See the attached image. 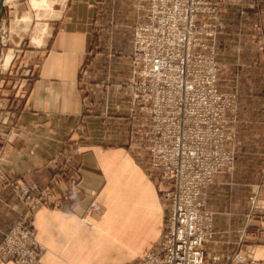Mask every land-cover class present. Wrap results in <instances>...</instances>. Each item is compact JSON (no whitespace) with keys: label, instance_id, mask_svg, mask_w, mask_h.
<instances>
[{"label":"crops","instance_id":"crops-1","mask_svg":"<svg viewBox=\"0 0 264 264\" xmlns=\"http://www.w3.org/2000/svg\"><path fill=\"white\" fill-rule=\"evenodd\" d=\"M29 1L8 6L1 21L7 18L10 37L27 41L24 55L36 60L11 96L15 107L0 109V243L24 212L12 187L32 182L51 190L56 205L33 215L41 264H134L157 250L169 185L128 146L127 97L117 86L129 64L109 68L111 80L92 84V95L79 83L101 41H112L108 52L116 53L128 38V60L131 0H48L46 10ZM212 1L220 86L236 92L238 111L235 172L217 177L206 191L214 214L206 261L264 264V0ZM15 22L18 34L11 32ZM85 215L92 228L81 223Z\"/></svg>","mask_w":264,"mask_h":264},{"label":"built area","instance_id":"built-area-1","mask_svg":"<svg viewBox=\"0 0 264 264\" xmlns=\"http://www.w3.org/2000/svg\"><path fill=\"white\" fill-rule=\"evenodd\" d=\"M132 7L127 142L170 187L157 250L134 264H211L205 244L214 214L206 208V191L234 168L229 147L237 112L236 96L219 87L218 8L212 0H132ZM23 185L14 190L25 212L0 243V260L39 264L31 217L46 204L49 190ZM256 204L254 195L250 212Z\"/></svg>","mask_w":264,"mask_h":264},{"label":"rangeland","instance_id":"rangeland-1","mask_svg":"<svg viewBox=\"0 0 264 264\" xmlns=\"http://www.w3.org/2000/svg\"><path fill=\"white\" fill-rule=\"evenodd\" d=\"M6 1H5V11L8 8H10L8 6L13 7L14 4L17 3L18 0H14L15 2L14 1L10 2L9 0H8V2H6ZM23 1H25L27 3L30 2L29 0H23ZM37 1H39V2L35 3V0H32V2H33L32 7L35 9L40 8L42 10H46L47 6H49L48 0H37ZM7 3H8V5H6ZM5 11H4V13H5ZM132 15H133V7H132V0H131V18H132ZM2 19H3V17H2ZM19 31H21L19 24H17L16 22L13 23L12 28H11V32H13V33L15 32L16 34H18ZM132 34H133V32H132ZM127 39L128 38L121 39L119 45H116L117 46V49H116L117 52L116 53H114V51L112 53L108 52V48L110 49V47H112V41H107V40L101 41V45L99 48H98V46L94 45V49L92 48V50L90 52L92 54V55H90V57H92L93 63H95V64L93 65V67H90V68H88L89 65L84 66V68H82L84 71L81 72V75H80L81 80L79 81V83L81 85V90L83 91V93L86 94L87 90L89 89V91H90V88H91L90 94L92 95V91H95L92 89V86H93L92 84H95V85L99 84L100 85L102 81L106 82L107 79L111 80L112 77L110 76L111 73L109 72L110 71L109 68L113 69L114 66L115 67L119 66V64H122V65L130 64V54H129L128 60H126L127 59L126 57L128 55L127 52H129V49L127 50L129 39L128 40ZM26 45H27V41L24 42L23 44H21V43H19L18 39H13L12 37H10V33L8 31V21L6 18L5 21L2 22V24H0V109H1V107H4L5 105H7V107H12V108L15 107L16 102L14 101L15 99H13V98H15V95L19 92V86L21 85V81L23 79H25V75H27V73H29L28 71L31 69L30 67H32V63H34L36 60V59H32V58H29V57L24 55V52L26 50L25 49ZM102 48H103V50H102ZM10 49H12L14 51V54L9 52ZM112 49H113V47H112ZM130 50H131V47H130ZM262 50H264V46H263ZM9 55L11 56V58H9ZM120 61H121V63H119ZM88 69H90V71ZM36 70H37V68H36ZM129 73H130V67L128 65V68H127L126 72L124 73L123 84L120 83L119 86H117V90H121L122 92H124L126 97H127L126 80L129 76ZM220 85L222 86V81H220V77H219V87L221 88ZM21 91L24 92L25 91L24 88L21 89ZM222 91H225L226 93L234 94L236 96V99H237L236 92L231 91V90H227V89H223ZM95 94H97V93L95 92ZM22 95L23 94L21 92L18 94L19 97ZM11 96H13V98H11ZM101 96H103V94H101ZM101 102H103L102 109L105 111L106 107L109 106V103H107L105 101V98ZM125 104H126V106H125L126 114L125 115H127V117H128L129 105H127V100L125 101ZM117 106H119V105H117ZM236 106H237V104H236ZM99 111H100V109H97V112H99ZM116 111H118V110H116ZM237 111H238V108H237ZM236 114H237V112H236ZM235 123H236V117H235ZM232 129H233V132L235 135V130H234L233 126H232ZM235 139H236V136H234V140L229 147L230 149H233L234 151H235V148H234ZM133 152L137 153L136 151H133ZM235 160H236V152H235ZM234 172H235V165H234V168L232 171H230L229 173H225L223 175H220L218 177H222L224 175L227 176V175L233 174ZM28 183H32V182H28ZM164 183H166V182H164ZM214 183H215V181H214ZM22 184L23 183L18 184V185L21 186ZM34 184L38 187V185L36 183H34ZM24 185H26V183H24ZM12 189H14V186L12 187ZM40 190H49V189H40ZM257 190L258 189L256 187H254L253 192L257 193ZM48 192H49V197L47 198V202H46V204H43L41 207H44V206L48 207L50 205H54L52 207L55 208L56 205L52 201V191L49 190ZM165 192H164V194H165ZM164 194H163V196H164ZM15 195H16L17 199L20 201V199L18 198L19 194L17 195L15 192ZM164 200H165V198H164ZM248 200H249V205H250L251 197H249ZM20 203L24 207L23 202L20 201ZM94 205L95 204H92L90 206V209L93 212H99L100 208L98 211H96L94 208L95 207ZM41 207H39V208H41ZM39 208H36L35 212ZM163 210H164V226H165V208ZM24 212H25V207H24ZM249 212H250V210H249ZM23 213L20 215V217L23 215ZM34 213H33V215H34ZM253 213L254 212H250V215H252ZM33 215L31 217V225H30L31 234H32V239H34V241L36 240L35 242H36V246H37L38 254H39L38 260H39V264H41L40 258L44 252V249L41 246V244L39 243V241L36 239V232H35L34 224H33ZM87 215L81 217V219H80L81 223L92 228L93 224ZM163 229H164V227H163ZM159 239H160V237H159ZM158 242H159V240H158ZM206 244H205V246H206ZM148 252H150V251H148ZM142 256H140V257H142ZM6 262H11V261L8 258L0 260V264L6 263ZM11 263L16 264L15 262H11ZM207 263H210V262H207Z\"/></svg>","mask_w":264,"mask_h":264},{"label":"water","instance_id":"water-1","mask_svg":"<svg viewBox=\"0 0 264 264\" xmlns=\"http://www.w3.org/2000/svg\"><path fill=\"white\" fill-rule=\"evenodd\" d=\"M4 11H5L4 0H0V24H1V21H2V17L4 15Z\"/></svg>","mask_w":264,"mask_h":264},{"label":"bare ground","instance_id":"bare-ground-1","mask_svg":"<svg viewBox=\"0 0 264 264\" xmlns=\"http://www.w3.org/2000/svg\"><path fill=\"white\" fill-rule=\"evenodd\" d=\"M6 0H4V3H5Z\"/></svg>","mask_w":264,"mask_h":264}]
</instances>
